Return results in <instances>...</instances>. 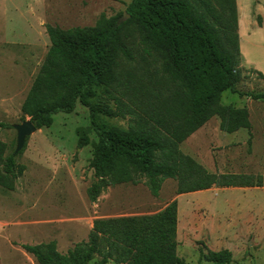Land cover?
<instances>
[{
    "label": "trees",
    "instance_id": "trees-1",
    "mask_svg": "<svg viewBox=\"0 0 264 264\" xmlns=\"http://www.w3.org/2000/svg\"><path fill=\"white\" fill-rule=\"evenodd\" d=\"M126 15V21L102 15L93 27L45 26L50 47L21 105L37 129L51 127L53 116L69 115L78 104L88 110L97 136L89 161L90 202L108 187L142 179L154 198L165 180L177 182L178 195L261 187L262 176L210 174L179 149L213 117L226 134L250 129L246 108L221 105L224 92L264 103V93L236 89L242 72L234 0H132ZM139 59L144 66L136 75L129 66L139 69ZM149 61L159 64L160 78L147 70ZM160 82L167 88L159 89ZM98 90L100 101L93 102ZM100 116L128 118V127L108 126ZM76 133L78 147L87 146V131ZM5 151L0 142V185L11 191L13 181L5 178L17 179L24 168ZM176 224L172 202L152 216L96 220L88 241L66 255L54 242L22 248L37 264H89L96 255L97 264H183L176 255ZM203 256L209 264L232 260L228 250Z\"/></svg>",
    "mask_w": 264,
    "mask_h": 264
},
{
    "label": "rangeland",
    "instance_id": "rangeland-1",
    "mask_svg": "<svg viewBox=\"0 0 264 264\" xmlns=\"http://www.w3.org/2000/svg\"><path fill=\"white\" fill-rule=\"evenodd\" d=\"M132 0H0V142L4 157L14 155L13 125L30 120L21 113L32 82L50 47L45 26L62 30L93 27L103 15L128 20ZM239 36L242 79L236 89L244 94L264 93V0H234ZM141 60L129 68L139 75ZM147 70L160 78L159 64ZM262 75V76H260ZM159 89H166L161 82ZM93 102L100 101V91ZM220 103L246 108L249 130L226 134L213 117L179 147L210 174L262 176L261 187L211 188L178 195L177 182L165 180L154 198L142 179L108 187L90 202L87 190L94 181L89 168L97 136L89 125V112L78 104L73 113L53 116L49 128L37 129L15 156L24 171L13 190L0 185V264H37L24 245L54 242L66 255L86 243L96 220L152 216L172 202L177 207L176 255L183 264H209L208 251L228 250L230 264H264V103L239 98L230 91ZM111 109L114 105L110 103ZM99 119L123 130L127 119ZM87 131L89 144L78 147L77 129ZM11 179V180H10ZM95 256L89 264H97ZM107 264H114L109 261Z\"/></svg>",
    "mask_w": 264,
    "mask_h": 264
},
{
    "label": "water",
    "instance_id": "water-1",
    "mask_svg": "<svg viewBox=\"0 0 264 264\" xmlns=\"http://www.w3.org/2000/svg\"><path fill=\"white\" fill-rule=\"evenodd\" d=\"M12 128L16 131V149L14 151V156H16L22 151L26 140L37 131V128L30 120L20 125H13Z\"/></svg>",
    "mask_w": 264,
    "mask_h": 264
}]
</instances>
